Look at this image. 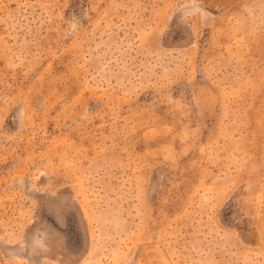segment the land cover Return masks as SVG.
I'll return each instance as SVG.
<instances>
[{
    "label": "rangeland",
    "instance_id": "obj_1",
    "mask_svg": "<svg viewBox=\"0 0 264 264\" xmlns=\"http://www.w3.org/2000/svg\"><path fill=\"white\" fill-rule=\"evenodd\" d=\"M0 264H264V0H0Z\"/></svg>",
    "mask_w": 264,
    "mask_h": 264
}]
</instances>
